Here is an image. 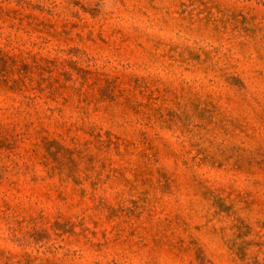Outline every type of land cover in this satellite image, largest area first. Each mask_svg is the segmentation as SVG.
I'll return each instance as SVG.
<instances>
[{"label": "rangeland", "instance_id": "obj_1", "mask_svg": "<svg viewBox=\"0 0 264 264\" xmlns=\"http://www.w3.org/2000/svg\"><path fill=\"white\" fill-rule=\"evenodd\" d=\"M0 264H264V0H0Z\"/></svg>", "mask_w": 264, "mask_h": 264}]
</instances>
